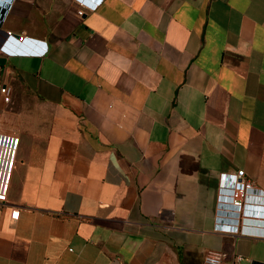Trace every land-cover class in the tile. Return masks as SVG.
<instances>
[{"label": "crops", "instance_id": "1", "mask_svg": "<svg viewBox=\"0 0 264 264\" xmlns=\"http://www.w3.org/2000/svg\"><path fill=\"white\" fill-rule=\"evenodd\" d=\"M0 57V264H264V0H0Z\"/></svg>", "mask_w": 264, "mask_h": 264}, {"label": "built area", "instance_id": "2", "mask_svg": "<svg viewBox=\"0 0 264 264\" xmlns=\"http://www.w3.org/2000/svg\"><path fill=\"white\" fill-rule=\"evenodd\" d=\"M98 4L99 2L95 1L92 7ZM78 13L80 16H83L84 9L82 7L79 8ZM7 34L9 37L13 35L12 32H7ZM26 39V36H20V40L25 41ZM0 93L8 101L11 89L7 86H2L0 87ZM1 143H3L2 139H0ZM219 185L220 197L215 224L216 230L235 234L249 233V230L244 226L245 220H264V212L252 211V208L256 207L264 209V191L257 188L255 183L248 178L243 170L238 169L234 172L221 173ZM7 201V184H0V208ZM19 214L20 211L18 209H12L10 218L12 220L18 219ZM225 259L226 254L220 251L209 250L204 255L205 264H222ZM242 260L243 257L241 255H234L231 263L242 264Z\"/></svg>", "mask_w": 264, "mask_h": 264}, {"label": "water", "instance_id": "3", "mask_svg": "<svg viewBox=\"0 0 264 264\" xmlns=\"http://www.w3.org/2000/svg\"><path fill=\"white\" fill-rule=\"evenodd\" d=\"M5 63H6V58L0 57V64L4 67Z\"/></svg>", "mask_w": 264, "mask_h": 264}]
</instances>
